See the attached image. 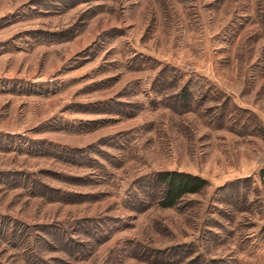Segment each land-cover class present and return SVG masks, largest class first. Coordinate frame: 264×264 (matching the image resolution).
<instances>
[{"label": "rangeland", "instance_id": "obj_1", "mask_svg": "<svg viewBox=\"0 0 264 264\" xmlns=\"http://www.w3.org/2000/svg\"><path fill=\"white\" fill-rule=\"evenodd\" d=\"M263 167L264 0H0V264H264Z\"/></svg>", "mask_w": 264, "mask_h": 264}, {"label": "trees", "instance_id": "obj_2", "mask_svg": "<svg viewBox=\"0 0 264 264\" xmlns=\"http://www.w3.org/2000/svg\"><path fill=\"white\" fill-rule=\"evenodd\" d=\"M264 177V167L260 171ZM159 191L156 202L161 207H173L183 196L199 192L207 184L201 176L184 171H162L157 174Z\"/></svg>", "mask_w": 264, "mask_h": 264}]
</instances>
